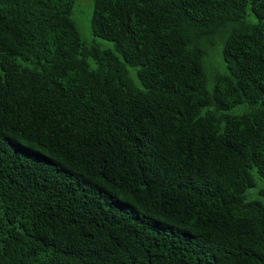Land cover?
<instances>
[{
	"label": "trees",
	"instance_id": "obj_1",
	"mask_svg": "<svg viewBox=\"0 0 264 264\" xmlns=\"http://www.w3.org/2000/svg\"><path fill=\"white\" fill-rule=\"evenodd\" d=\"M91 1L0 0V264H264V0Z\"/></svg>",
	"mask_w": 264,
	"mask_h": 264
},
{
	"label": "rangeland",
	"instance_id": "obj_2",
	"mask_svg": "<svg viewBox=\"0 0 264 264\" xmlns=\"http://www.w3.org/2000/svg\"><path fill=\"white\" fill-rule=\"evenodd\" d=\"M93 4L91 0H74V6L72 9L71 18L74 21L77 30L79 32L81 40L88 46L96 45L100 49L113 50L114 45L111 42L96 38L91 33L90 21L92 17ZM250 21L254 22L255 19L250 17ZM222 39L221 37H216L212 46H208V55L204 60V65L207 73L208 79V89L213 85L211 78L215 73L223 74L226 72L225 64L221 56L222 48ZM90 63H92L90 61ZM92 65V64H91ZM129 77L136 86H140L135 69L128 68ZM246 106H237L232 110V113H241L247 111ZM254 187L248 189L247 196L249 199H257L260 201L264 200L263 195H259L260 190H264V181L261 180L256 174H254Z\"/></svg>",
	"mask_w": 264,
	"mask_h": 264
}]
</instances>
